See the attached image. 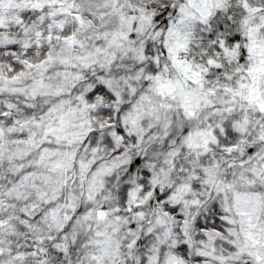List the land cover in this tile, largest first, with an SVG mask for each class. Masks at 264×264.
Listing matches in <instances>:
<instances>
[{"label":"clouds","instance_id":"obj_1","mask_svg":"<svg viewBox=\"0 0 264 264\" xmlns=\"http://www.w3.org/2000/svg\"><path fill=\"white\" fill-rule=\"evenodd\" d=\"M0 264H264V0H0Z\"/></svg>","mask_w":264,"mask_h":264}]
</instances>
